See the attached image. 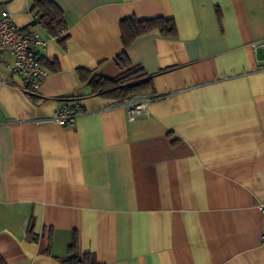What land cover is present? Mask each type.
<instances>
[{
	"label": "crops",
	"instance_id": "0c3cea01",
	"mask_svg": "<svg viewBox=\"0 0 264 264\" xmlns=\"http://www.w3.org/2000/svg\"><path fill=\"white\" fill-rule=\"evenodd\" d=\"M62 46L31 0H0L31 25L47 66L36 94L0 51V256L63 264L73 238L99 264H264V0H50ZM172 19L124 49L120 20ZM255 47V49H254ZM151 76L154 98L129 119L125 102L92 94L77 69ZM77 95L69 126L51 117ZM28 231L35 236L30 238Z\"/></svg>",
	"mask_w": 264,
	"mask_h": 264
},
{
	"label": "trees",
	"instance_id": "16d2710c",
	"mask_svg": "<svg viewBox=\"0 0 264 264\" xmlns=\"http://www.w3.org/2000/svg\"><path fill=\"white\" fill-rule=\"evenodd\" d=\"M31 2V11L37 15L38 22L49 35L57 37L58 42L64 46L68 36L62 10L50 0H31ZM119 28L124 49L136 38L154 31L163 37H174L176 35L174 21L163 17L138 20L134 16H129L120 20ZM114 62L119 69L125 70L120 76L108 78L95 74L93 70L77 69L80 83L87 85L92 94L120 102H126L131 97L144 94L146 91H153V82L150 75L140 67L129 68L130 64L125 50L114 58ZM41 64L52 71L58 69L57 63L53 64L47 60L42 59ZM28 235L30 238L35 239L31 231H28ZM62 262L63 264H99L92 253H84L79 257L75 237L68 246L67 255ZM0 264H6L1 256Z\"/></svg>",
	"mask_w": 264,
	"mask_h": 264
},
{
	"label": "built area",
	"instance_id": "2783aa9c",
	"mask_svg": "<svg viewBox=\"0 0 264 264\" xmlns=\"http://www.w3.org/2000/svg\"><path fill=\"white\" fill-rule=\"evenodd\" d=\"M41 43L39 34L32 29L31 25L18 27L12 22L7 11L0 12V51L7 52L12 57L8 68L9 74L19 75L22 78V91L27 95L36 94L48 72L35 52V47ZM259 64L264 66V43ZM153 98L152 94H141L126 101L129 119H133L142 111H147L148 102ZM82 113L77 95L61 97L58 98V105L51 119L61 126H69ZM260 241L264 244V232L261 234Z\"/></svg>",
	"mask_w": 264,
	"mask_h": 264
}]
</instances>
